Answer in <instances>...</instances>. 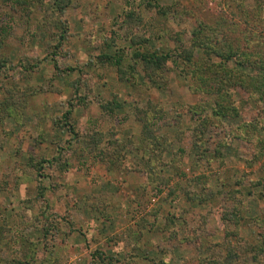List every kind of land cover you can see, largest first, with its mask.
I'll return each mask as SVG.
<instances>
[{
	"label": "rangeland",
	"instance_id": "obj_1",
	"mask_svg": "<svg viewBox=\"0 0 264 264\" xmlns=\"http://www.w3.org/2000/svg\"><path fill=\"white\" fill-rule=\"evenodd\" d=\"M55 1L0 0V264H264V101L221 120L178 56L200 22L264 42V0Z\"/></svg>",
	"mask_w": 264,
	"mask_h": 264
},
{
	"label": "trees",
	"instance_id": "obj_2",
	"mask_svg": "<svg viewBox=\"0 0 264 264\" xmlns=\"http://www.w3.org/2000/svg\"><path fill=\"white\" fill-rule=\"evenodd\" d=\"M70 1L56 0V3L53 4V6L56 5L54 9L58 7L59 12L62 13L63 6ZM6 2L16 9L22 4L25 6L35 5L37 0H6ZM227 20V18L221 22L218 20L219 23L216 22L215 25L200 22L193 33L191 44L182 46L178 56L179 64H188L189 76L192 81L191 89L210 97L213 96L215 99L214 115L221 120L232 121L240 117V111L233 98V91L237 87L247 92L251 101H264V42L257 38L258 35H255L257 31L254 29L245 30L243 39L234 37L233 34L236 30L231 26V24L234 25V22L231 21V24L228 25ZM5 31L7 32L8 29ZM64 39L65 35L62 34L60 40ZM197 48H200L202 52L200 55H196ZM104 56L122 70V55ZM133 57L143 61L148 72L150 69L162 68L172 58V54L170 52L160 54L159 51H135ZM7 62L5 58H0V73ZM147 75L152 79V73L148 72ZM7 102L11 103L9 98H7ZM5 108L3 107V109ZM8 113H14V111L9 110ZM205 117L203 116V119L199 120L201 128L208 122ZM251 125L240 123L238 127H246L250 130ZM254 126L256 127V125ZM33 164L35 165V163ZM48 221L50 220L48 219ZM6 264L30 263L27 259H13Z\"/></svg>",
	"mask_w": 264,
	"mask_h": 264
}]
</instances>
